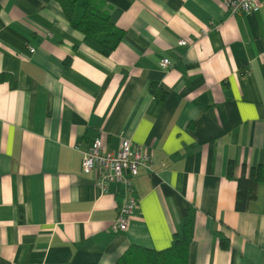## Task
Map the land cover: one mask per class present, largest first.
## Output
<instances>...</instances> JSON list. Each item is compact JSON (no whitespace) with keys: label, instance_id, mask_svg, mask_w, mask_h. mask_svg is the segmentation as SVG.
Instances as JSON below:
<instances>
[{"label":"crops","instance_id":"1","mask_svg":"<svg viewBox=\"0 0 264 264\" xmlns=\"http://www.w3.org/2000/svg\"><path fill=\"white\" fill-rule=\"evenodd\" d=\"M101 2L123 30L108 55L56 0H0V72L14 81H0V264H115L130 245L170 246L189 207L187 264H264V182L236 211L226 175L230 160L235 177L264 163V0L240 14L223 0ZM97 132L155 156L124 231L110 228L121 184L101 192L81 169Z\"/></svg>","mask_w":264,"mask_h":264},{"label":"trees","instance_id":"2","mask_svg":"<svg viewBox=\"0 0 264 264\" xmlns=\"http://www.w3.org/2000/svg\"><path fill=\"white\" fill-rule=\"evenodd\" d=\"M72 28L80 31L84 41L97 52L108 55L119 44L123 37V30L119 29L111 20L110 9L101 0H56ZM0 81L13 84L12 77L0 72ZM153 95L164 98L165 93L156 84L150 85ZM88 136V135H86ZM89 137V136H88ZM101 138L99 132L91 138ZM234 163L227 164L226 175L236 181L234 208L245 211L249 202L256 197L257 185L264 182V163L247 166L242 165L241 173L233 175ZM195 209L187 210L181 233L176 235L167 248L157 250L139 245H130L117 259L115 264H187L188 248L193 235ZM222 247H229V240L221 233H216Z\"/></svg>","mask_w":264,"mask_h":264},{"label":"built area","instance_id":"3","mask_svg":"<svg viewBox=\"0 0 264 264\" xmlns=\"http://www.w3.org/2000/svg\"><path fill=\"white\" fill-rule=\"evenodd\" d=\"M263 0H223L226 11L240 14L258 9ZM180 44H186L180 40ZM33 51V49H30ZM163 66H169V60L163 59ZM155 162L152 150L142 147L130 138L120 136L116 147H109L100 137L92 139L82 150L81 169L93 173L94 182L101 192H106L112 183L122 186V200L117 206V215L111 221L113 232L127 229L130 220L139 208L133 179L140 169L151 170Z\"/></svg>","mask_w":264,"mask_h":264}]
</instances>
